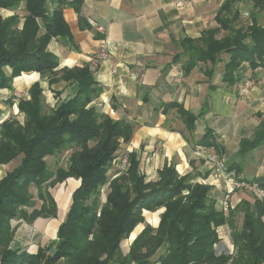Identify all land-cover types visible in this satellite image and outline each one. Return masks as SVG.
Wrapping results in <instances>:
<instances>
[{
	"label": "trees",
	"instance_id": "1",
	"mask_svg": "<svg viewBox=\"0 0 264 264\" xmlns=\"http://www.w3.org/2000/svg\"><path fill=\"white\" fill-rule=\"evenodd\" d=\"M240 0H225L216 16L217 27L206 30L198 39L181 42L184 75L200 63H210V73L224 64L223 81L240 82L245 64L253 70L264 67V0L254 4L248 26L240 25ZM67 6L81 11L82 0H59L48 14L47 0H0V8L18 11L0 18V88L15 91L22 75L39 73L50 88L61 82H73L77 93L46 112L44 89L33 84L26 97L13 95L19 112L25 117L3 120L0 109V166L20 159V164L0 180V261L1 264H229L224 252L217 254L218 229L228 225L237 248L232 264H264V208L258 201H243L226 217L212 196L213 187L193 183L189 175L181 176L174 164L166 165L157 180H149L136 153L129 155L128 171L110 182L114 161L123 154L122 143L130 142L134 127L99 113L92 103L103 93L89 65L60 69L57 56L48 47L52 40L73 41L64 18ZM224 33L222 37H219ZM11 73H7V69ZM19 77V78H18ZM56 96L62 93L54 91ZM190 130L197 116L172 103ZM123 141V142H122ZM201 146L215 142L207 132ZM264 141V124L252 140H242L241 150H254ZM122 142V143H121ZM72 151L67 167L49 168L47 158ZM232 170V168H229ZM69 178L80 181L74 191L66 220L60 225L55 246L37 254L20 253L12 243L13 220L33 222L38 218H56L58 205L49 191ZM264 187V177L258 178ZM110 183V184H109ZM37 189L39 209L31 189ZM109 193L102 202V193ZM28 209H34L31 213ZM162 210L159 224H146L144 212ZM242 211V227L234 225V216ZM146 224L131 244L127 255L122 243L139 225Z\"/></svg>",
	"mask_w": 264,
	"mask_h": 264
},
{
	"label": "crops",
	"instance_id": "2",
	"mask_svg": "<svg viewBox=\"0 0 264 264\" xmlns=\"http://www.w3.org/2000/svg\"><path fill=\"white\" fill-rule=\"evenodd\" d=\"M58 1L47 0L48 14L56 9ZM224 1L82 0L80 12L71 6L64 9L73 41L65 43L63 39H54L48 47V51L59 59L60 69L90 66L103 88L102 95L92 105L99 113L134 127L133 136L130 142L122 145V151L130 150L139 156L149 180H157L160 170L174 164L181 176L189 175L193 183L209 185L211 166L196 154L207 132L213 133L228 168L236 170L247 181L264 177V141L252 151L241 150L242 140L255 138L264 124V104L260 102L264 97V67L253 70L245 64L241 81L229 85L222 78L223 63L215 67L212 75L210 63H200L190 74L184 75L183 65L188 58L182 55L176 60L183 53L181 42L184 39H198L204 31L217 27L215 19ZM179 2L183 3L182 7H178ZM237 7L242 18H249L254 4L251 0H240ZM15 13L25 14L23 8L18 11L0 8V18ZM90 19L106 29L104 36L89 25ZM260 22L264 24V13ZM103 38L110 42L112 58L93 67L90 59L100 50ZM21 77L22 82L18 85L31 87L40 82L44 95L52 97L51 108L77 93V85L73 82H61L50 88L39 73ZM248 79L257 80L256 84L247 95L241 96V86ZM54 91L62 94L56 96ZM172 103L197 116L193 130L187 127L177 109H166ZM13 163L0 166V180L13 170L2 176L1 169ZM62 185L68 190L60 189ZM79 185V180L69 178L54 187L58 189L56 192L50 188L58 205L56 218H38L33 222L13 220L15 237L12 247L28 254L50 248L57 239L60 225L66 220L73 193ZM218 185L213 187L212 196L219 209L226 187L224 183ZM103 190L106 200L109 187ZM238 195L233 198L236 205L247 197L244 195L237 200ZM41 205L42 202L38 201L35 208L39 209ZM33 210L29 209V212ZM161 213L159 210L151 214L160 216ZM144 216L146 224L154 226L148 222L145 212ZM146 224L139 225L140 232L136 233L126 251L122 250L124 255L128 254Z\"/></svg>",
	"mask_w": 264,
	"mask_h": 264
},
{
	"label": "built area",
	"instance_id": "3",
	"mask_svg": "<svg viewBox=\"0 0 264 264\" xmlns=\"http://www.w3.org/2000/svg\"><path fill=\"white\" fill-rule=\"evenodd\" d=\"M183 3L179 2L178 7H182ZM89 25L99 34L105 35L106 29L93 20H89ZM112 58L111 45L107 38L101 41L100 50L90 59V65L93 67L99 66L101 63L108 62ZM257 80H245L240 89V95H247L248 91L253 88ZM1 91V90H0ZM264 104V97L260 100ZM132 151L127 150L114 161L113 167L109 174L117 178L126 173L130 166L129 155ZM198 157L203 158L211 166V173L207 183L212 186H219L224 183L226 190L223 198L220 201L219 210L228 217L234 209L233 198L236 192H245L250 194L256 201L260 202L264 208V187L255 181H247L242 179L236 170H230L225 162L224 153L215 141L209 146H201L196 149ZM222 228V227H221ZM218 229L220 240L227 242V238ZM227 247L230 244L227 243ZM234 245L232 246V248ZM234 249V248H233ZM1 264V261H0Z\"/></svg>",
	"mask_w": 264,
	"mask_h": 264
},
{
	"label": "rangeland",
	"instance_id": "4",
	"mask_svg": "<svg viewBox=\"0 0 264 264\" xmlns=\"http://www.w3.org/2000/svg\"><path fill=\"white\" fill-rule=\"evenodd\" d=\"M249 23H250V19L245 17V18H242L241 19V21H240L239 24L242 25V26H248ZM223 35H224V33H221L219 35V37H222ZM7 73L10 74L11 73V69L8 68L7 69ZM18 84H20V83L14 81V86H15V91L14 92H12V91H10L8 89H1L0 88V90H1L0 91V109L4 113L3 116H2L3 117V120H7V119L11 118V119H16L19 122L23 123L25 117H24V115L22 113L19 112V109H18V101L15 100L14 104L11 105L10 102H9V99L13 95H15L17 97L18 96L19 97H26L28 95V90L30 89V85L25 86V85H18ZM49 98H50L49 95L48 96H45V99H46V107H45V110H46V112H48L49 109H51V106L53 105V101L51 99L52 97L50 99ZM123 144L124 143H122V145ZM71 155H72V151H68V152H64V153H62V154H60L58 156L48 157L47 158V162H48V165H49L50 170L56 171V169L59 168V167H67L68 160H69V158H70ZM19 164H20V159H18L17 161H15V163H13L12 165H10L9 167H6V169H1L2 176L5 173H7V172L11 171L12 169H14L15 167H17ZM115 179L116 178H114V176H112L110 174V182L112 180H115ZM62 186H61L60 189H63V190L67 189L68 190V187L67 186L66 187H64V186L62 187ZM51 190H53L54 192H56L58 189L57 188H54V189H51ZM31 192L34 194L35 199H36V202L38 203V200H37V189L35 187H33L31 189ZM103 192H104V190H103ZM237 193L239 194L238 195L239 197L237 196V200L242 199V197H245L244 195H246L247 197L244 198L243 201L246 200V201H249L251 203H252V201H256L248 193H245V192H236L235 194H237ZM104 200H105V197H104V194L102 193V202H104ZM233 206H234V209L233 210H235L236 207L238 206V205L235 204L234 199H233ZM145 215L147 216L148 222L151 223L152 225L157 226L159 224L160 216L158 214H151L150 212H145ZM242 220H243V213H242V211L236 212L235 213V216H234V225H235V227H237L238 229H240L242 227V224H243L242 223ZM140 228H141V226H139L137 228V230L132 234V237H131L130 240L124 241L122 243V246H123L122 247V250L123 251H126V248L128 247V244L132 241V239L134 238V236L136 235V233H139L140 232ZM220 232L227 238V242L220 241V243L216 246L217 254H220V253H223L224 252L227 256H229V258H231L229 264H232L233 261L237 258V248L235 246L233 247L234 249L232 248V246L234 245L233 244V240H232V229H231V227H229L228 225H226V226H223V228L220 229ZM227 243L230 244V247H227Z\"/></svg>",
	"mask_w": 264,
	"mask_h": 264
},
{
	"label": "water",
	"instance_id": "5",
	"mask_svg": "<svg viewBox=\"0 0 264 264\" xmlns=\"http://www.w3.org/2000/svg\"><path fill=\"white\" fill-rule=\"evenodd\" d=\"M56 253H57V250H56L55 246H53V247L50 249V254H51L52 256H55Z\"/></svg>",
	"mask_w": 264,
	"mask_h": 264
}]
</instances>
